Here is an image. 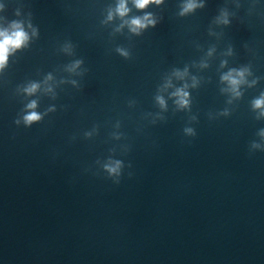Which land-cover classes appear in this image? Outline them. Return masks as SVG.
I'll return each mask as SVG.
<instances>
[{
	"label": "clouds",
	"instance_id": "9594fccd",
	"mask_svg": "<svg viewBox=\"0 0 264 264\" xmlns=\"http://www.w3.org/2000/svg\"><path fill=\"white\" fill-rule=\"evenodd\" d=\"M164 3V0H132V5L135 7L137 11L144 12L143 15L131 16L129 18V13L131 12V8L128 6V0H117V4L114 9H109L107 20L111 21L114 17H119L123 23L120 25V28L127 26L129 32L134 35L140 36L144 30L149 27H156L158 24V19L154 16L152 12L145 11L149 8L150 5H161ZM2 5H0V9H2ZM205 7V3L202 0H184V3L180 6V11L178 13L179 16L183 17L189 13L195 12L196 9H202ZM19 11L16 12V15H19ZM215 23L223 24L225 26H229L231 21L229 19V13L225 9L220 10V14L215 17ZM28 28H31V35L28 31H26L24 22L20 20H12L7 27H0V71H2L8 64L9 56L15 53L17 50L25 48L28 46L29 41L32 37L38 36V29L33 27L31 22L28 23ZM117 29V31L120 30ZM116 51L126 59L129 57L130 53L124 48H117ZM211 54V53H209ZM232 54V49H229V55ZM82 63L81 60H76L70 70H75ZM187 70L184 73L176 72L178 77H182L185 75ZM247 75H252L251 66H244L239 69L232 68L228 73L221 77L222 81L227 82L229 85V90L233 94V96L237 99L243 96V93L240 91L241 85L248 84L249 87L255 85L259 77H256L249 83L246 79ZM51 75L48 76L47 79H51ZM75 83V81H73ZM168 86H171V82L169 81ZM40 85L38 83H30L26 87L23 88V92L31 96L37 92ZM193 87H195V78H193ZM188 85H184L183 88H177L172 96L176 98L175 103L181 109L189 108V92L186 91ZM51 91V89H48ZM158 103L162 108L166 107L165 101L162 97L156 98ZM231 103V101H229ZM37 108V102L32 100L25 106V112L22 117V122L25 127H31L33 124L38 123L42 119V115L35 111ZM251 108L253 111L259 110V114L256 116V119L260 117H264V92H261L257 98H254L251 101ZM49 111H54V108H50ZM221 115L227 117L230 115V112L225 109L221 112ZM15 123L19 125L21 123V119H16ZM184 133L188 136H195L196 132L192 127H185ZM258 135L264 139V128L259 130ZM251 150H261L264 151V145L253 141L250 145ZM105 170L109 173V176H118L120 174L121 162L115 161L113 164H106ZM119 183V180L115 181Z\"/></svg>",
	"mask_w": 264,
	"mask_h": 264
}]
</instances>
